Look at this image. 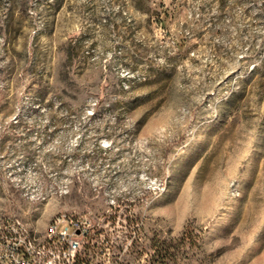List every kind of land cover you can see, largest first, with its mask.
Returning a JSON list of instances; mask_svg holds the SVG:
<instances>
[{"label":"rangeland","instance_id":"1","mask_svg":"<svg viewBox=\"0 0 264 264\" xmlns=\"http://www.w3.org/2000/svg\"><path fill=\"white\" fill-rule=\"evenodd\" d=\"M0 264H264V0H0Z\"/></svg>","mask_w":264,"mask_h":264},{"label":"built area","instance_id":"2","mask_svg":"<svg viewBox=\"0 0 264 264\" xmlns=\"http://www.w3.org/2000/svg\"><path fill=\"white\" fill-rule=\"evenodd\" d=\"M59 240L64 244L63 254L67 258H74L81 247V237L86 231L84 224L79 220H65L58 218L51 228Z\"/></svg>","mask_w":264,"mask_h":264}]
</instances>
